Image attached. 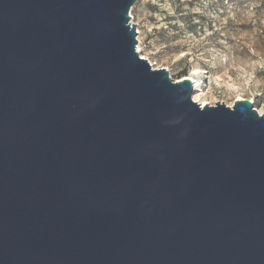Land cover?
<instances>
[{"label": "water", "instance_id": "obj_1", "mask_svg": "<svg viewBox=\"0 0 264 264\" xmlns=\"http://www.w3.org/2000/svg\"><path fill=\"white\" fill-rule=\"evenodd\" d=\"M136 1L0 0V264H264V111L140 57Z\"/></svg>", "mask_w": 264, "mask_h": 264}, {"label": "rangeland", "instance_id": "obj_2", "mask_svg": "<svg viewBox=\"0 0 264 264\" xmlns=\"http://www.w3.org/2000/svg\"><path fill=\"white\" fill-rule=\"evenodd\" d=\"M129 15L154 69L199 82L209 106L241 98L263 110L264 0H137Z\"/></svg>", "mask_w": 264, "mask_h": 264}, {"label": "bare ground", "instance_id": "obj_3", "mask_svg": "<svg viewBox=\"0 0 264 264\" xmlns=\"http://www.w3.org/2000/svg\"><path fill=\"white\" fill-rule=\"evenodd\" d=\"M137 51H140V48H139V45L137 46ZM194 73V72H193ZM192 73V74H193ZM195 74V73H194ZM188 79L191 81L192 83V86H193V95H192V99L194 102H197L199 104H201L202 106L205 105L206 103L205 102H201L200 101V96L202 95V91H201V85L199 82L195 81L193 78L191 77H188ZM241 98H238V100H240ZM259 114H261L263 111H264V108L263 110H256Z\"/></svg>", "mask_w": 264, "mask_h": 264}]
</instances>
